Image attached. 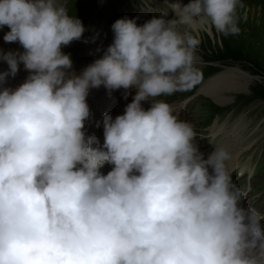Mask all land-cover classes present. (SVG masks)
Segmentation results:
<instances>
[{"label": "clouds", "instance_id": "obj_1", "mask_svg": "<svg viewBox=\"0 0 264 264\" xmlns=\"http://www.w3.org/2000/svg\"><path fill=\"white\" fill-rule=\"evenodd\" d=\"M68 4L0 0L3 41L23 49L0 50V264H264V215L242 206L230 153L214 145L205 158L193 126L158 99L198 83L199 30L239 34L241 0L176 3L175 19L142 26L118 19L79 75L62 48L86 29ZM21 64L25 81L5 87ZM101 86L124 99L136 89L124 114L103 115L102 145L85 132Z\"/></svg>", "mask_w": 264, "mask_h": 264}, {"label": "rangeland", "instance_id": "obj_2", "mask_svg": "<svg viewBox=\"0 0 264 264\" xmlns=\"http://www.w3.org/2000/svg\"><path fill=\"white\" fill-rule=\"evenodd\" d=\"M111 1L69 0V14L73 16L75 14L77 18L82 17L80 20L83 22V19L94 11L95 5L102 6L103 3L105 8V5L108 6ZM131 1L122 0L123 3ZM241 3L243 7L237 9L239 34L224 36L212 28L213 34L210 35L199 30L200 44L195 50L199 59L196 65L199 74L198 83L189 90L167 96V103L173 109L178 107L204 84L208 87L210 81L214 79L217 89L223 90L226 98L231 99L226 107L223 108L211 98L206 97L204 92L187 102L180 109L181 113L176 114L177 110L174 109V114L193 126L197 133L195 143L199 144L200 151L205 155L218 141V138L212 139L213 142L208 139L215 124L219 128L226 125L225 130L231 134L238 120L243 119L250 128L247 130L237 126L238 133L247 131L240 142H236L239 149L245 148L240 152L237 162H247L252 157L254 162L255 159H259L257 168L260 174L255 177L257 181H260L264 180L262 171L264 170V161H262L264 160V0H241ZM103 8L99 14H103L105 18L109 17L107 13L119 11V8H114L113 4L106 7L104 13ZM112 42L113 40L109 41L108 46ZM131 93L133 92H129ZM124 95L119 101L125 100ZM148 107L150 105L145 102L144 108ZM222 131L224 134L225 131ZM235 137H230L231 142L237 141ZM259 187L258 192L264 194V183H261Z\"/></svg>", "mask_w": 264, "mask_h": 264}, {"label": "bare ground", "instance_id": "obj_3", "mask_svg": "<svg viewBox=\"0 0 264 264\" xmlns=\"http://www.w3.org/2000/svg\"><path fill=\"white\" fill-rule=\"evenodd\" d=\"M154 1V0H153ZM168 20H172V16H170L169 18H167ZM201 32H206L210 35L213 34V29L212 27H208V28H201ZM198 57H197V54L194 53V67L195 69L197 70V66L198 65ZM21 73L22 74V82L25 81V79L27 78V76L29 75V73L27 71H24V70H19V72L17 74ZM80 74V73H79ZM78 74V75H79ZM13 77H9L8 80H7V83H10L13 81ZM6 83V84H7ZM216 82H214V79L213 81L209 83L208 87H206V85L204 84L200 89V91H202V93H204V95L206 97H209L211 98L215 103L226 107V105H228L231 101V99H228L226 98V94L224 92H222L223 90H218L217 87H216ZM100 88L97 89V95L99 94L98 91H99ZM120 90H123V89H120ZM101 95L104 96L103 100H108L110 98H113L114 96L117 95L116 91H114L110 96L107 92V90L103 91V92H100ZM99 98V97H98ZM100 99V98H99ZM96 101V100H95ZM228 107V106H227ZM177 108V107H176ZM123 110V109H121ZM239 121V122H238ZM237 122V126H241L243 129L244 128H247V130L250 128V127H247V123H244L243 119H240L238 120ZM233 124V123H232ZM243 124V125H242ZM228 125V124H227ZM237 126L234 127V130H233V133L231 132V134H229L225 128H226V125H223L222 127L219 128V126L217 124L214 125V127L212 128V131H211V135L212 136V139L214 138H218V141L216 142V146L217 147H223L225 148L226 150H228V152L230 153V156H231V159L228 161V163L232 166L234 165L236 159L238 158V156L240 155V152L245 149V148H241L239 149V147H237V144L236 142H240V140L245 136V134L247 133V131L245 133H243L242 131H240L238 133L239 130H237ZM230 127V126H229ZM240 128V127H239ZM211 129V128H210ZM225 131V133L223 134V131ZM238 133V134H237ZM237 135V136H236ZM236 136V137H235ZM230 137L232 138H237V141H234L231 142L230 140ZM211 141V140H210ZM246 141V140H245ZM242 143V141H241ZM240 144V143H239ZM242 146V145H241Z\"/></svg>", "mask_w": 264, "mask_h": 264}]
</instances>
